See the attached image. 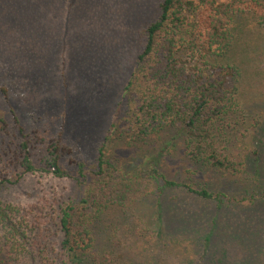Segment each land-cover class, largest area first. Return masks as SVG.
Returning <instances> with one entry per match:
<instances>
[{
  "label": "rangeland",
  "instance_id": "obj_1",
  "mask_svg": "<svg viewBox=\"0 0 264 264\" xmlns=\"http://www.w3.org/2000/svg\"><path fill=\"white\" fill-rule=\"evenodd\" d=\"M162 2L0 0V150L10 138L20 139L14 117L24 135L39 129L56 138L62 132L73 149L61 161L68 177L9 173L3 199L25 206L48 203L45 207L54 209L78 202L79 183L90 188L95 183L97 149L103 143L114 170L151 174L142 157L168 138L153 135L145 147L134 139L141 91L136 62L145 45L139 33L157 19ZM242 21L233 57L242 71L238 114L245 118L236 120L226 146L234 168L194 165L184 156L182 140L171 144L156 167L158 176L205 189L213 199L174 188L159 198L162 213L155 197L132 209H110L94 228L95 247L110 254V264H264V24L250 15ZM117 110V134L123 136L107 143ZM244 198L253 204L240 203Z\"/></svg>",
  "mask_w": 264,
  "mask_h": 264
},
{
  "label": "trees",
  "instance_id": "obj_2",
  "mask_svg": "<svg viewBox=\"0 0 264 264\" xmlns=\"http://www.w3.org/2000/svg\"><path fill=\"white\" fill-rule=\"evenodd\" d=\"M245 15L264 24V0H163L157 19L140 31L145 45L136 62L141 91L134 139L145 147L150 146L147 139L153 135L168 138L154 153L142 157L150 175L114 170L103 143L97 149L95 183L91 188L79 183L82 196L78 202H62L54 209L45 207L48 203L25 206L7 201L1 191L9 173L68 177L61 161L73 153L62 132L56 138L39 129L24 135L14 117L20 139L15 143L10 138V145L2 143L0 150V264H110V254L96 249L94 239V228L110 209H132L137 202L155 197L162 213L159 198L174 188L202 200L213 199L205 189L158 176L156 167L166 149L182 140L184 156L194 165L220 171L234 168L226 146L232 142L236 120L245 118L238 114L242 112V71L233 57L236 33ZM1 93L7 100V90L2 88ZM117 119L118 110L107 131V143L123 136L117 134ZM82 167L79 165V173L84 179ZM216 200L224 204L223 199ZM240 203L248 206L253 200L244 198ZM157 231L162 236L161 225ZM211 236L209 233L207 243Z\"/></svg>",
  "mask_w": 264,
  "mask_h": 264
}]
</instances>
